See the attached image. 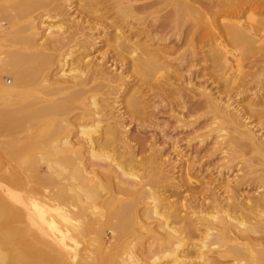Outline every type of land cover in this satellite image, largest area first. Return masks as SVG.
I'll use <instances>...</instances> for the list:
<instances>
[{"label": "bare ground", "instance_id": "bare-ground-1", "mask_svg": "<svg viewBox=\"0 0 264 264\" xmlns=\"http://www.w3.org/2000/svg\"><path fill=\"white\" fill-rule=\"evenodd\" d=\"M0 47V264H264V0H0Z\"/></svg>", "mask_w": 264, "mask_h": 264}, {"label": "rangeland", "instance_id": "rangeland-1", "mask_svg": "<svg viewBox=\"0 0 264 264\" xmlns=\"http://www.w3.org/2000/svg\"><path fill=\"white\" fill-rule=\"evenodd\" d=\"M109 30L110 31H113L114 29L113 28H109ZM174 40H172V44H174V42H175ZM5 49L6 48H4V47H0V51H1L0 52V56L1 57L3 55H5V51H3ZM106 49H107V46L103 48V51L106 50ZM2 52H4V53H2ZM93 55H100V53L95 52ZM247 69L248 68H245V70H247ZM5 74L6 73L3 74L4 75V80L8 84H10L11 82L14 81L12 75H10V74H6L5 75ZM202 81H204V84L206 85V87H208V90L211 89L212 92H215L216 91V84H214V83L212 84L211 83L212 82L211 80H207L206 81L205 79H202ZM27 99L24 102H23L24 99L21 100V101L25 104V102H28ZM238 99L241 100L243 98H241L240 96L235 97L234 104H237V101H239ZM22 102H20L19 105H23ZM157 112H158V110H157ZM159 116H160V119H161L160 122H164L166 120H168L170 122L168 126H167V123H164V124H166V125H164V128L166 129V131L169 132V133H172V134H176V132L173 131V125L175 123V120L173 119V117H169L168 114H163V113H159ZM5 122H6V120H5ZM5 122H3L4 124L2 123L3 129H4V131H3L4 133L6 131L5 128L7 126V125L6 126H4V125L8 123V122L7 123H5ZM252 124H255V123H252ZM251 126H253V125H251ZM153 130L158 133V137L160 139V141H159L160 142V146L164 150L165 155L169 156L171 158V161L177 165V168L175 169V171H178L181 168L184 169V167L186 166V164L187 165H190L191 167H193V170L191 172H197V174L201 175L200 178H203V180L206 181V183H208L209 186H210V184L216 185V186H218V187L221 188L220 190L223 189L222 187L224 185L220 181H222V179L224 177L229 176V179L232 180L233 183H234V180L237 178V175L240 174V172L236 171L235 168L234 169H230L229 168L231 165L236 164L238 161H240V159H235V160H233V162H228L227 159L221 158L222 157V154H215L213 156H205L202 159L203 160L202 163L199 164L198 161L200 159L196 156V149L198 147H200V144L197 143V141L194 140V139L193 140H190L189 137H188V135L190 133L194 132V130H196V128L195 129H192V130H187L186 132H184V133H182L180 135V137H179L180 138L179 139L180 141H178L179 146L181 148V153L180 154H178V151L175 150L172 147L171 140L169 138H167V137H164L162 134H160L159 128H154ZM255 130H258V133L260 135H263L264 136V124L263 125L261 124V125L256 126ZM7 133L8 132L6 131V134ZM6 134H4L2 136H3V139H5V140L7 139L6 141H8V138L10 139V138H12V136H10V134L6 136ZM148 135L149 136H152L151 133H148ZM191 136H192V134H191ZM15 139H16L15 140V142H16L18 140L16 138V136H15ZM15 142L13 143L14 145H15ZM205 144L206 145L203 148V152L207 150L208 146H210L208 144V142H206ZM22 154H23V152H22ZM7 157L5 155V157H3V160L9 161V159H10V160L13 161L12 162L13 165H17V166L19 165L18 160H16L15 158H11V157H8L7 158ZM226 162H228V163H226ZM198 165H200V166L198 167L197 170H195L196 169V166H198ZM179 175H183V173L181 171L180 172H177L176 173V176H178L177 179L180 178ZM182 178L183 177H181V179ZM175 188H176V189H174V192H176L175 193V196L176 197H180L179 194H182L183 195L184 190L187 188V185H186V187L184 186V187L178 188V189H177V187H175ZM250 191L253 192V190H250Z\"/></svg>", "mask_w": 264, "mask_h": 264}]
</instances>
